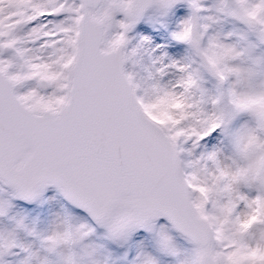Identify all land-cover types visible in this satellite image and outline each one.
I'll use <instances>...</instances> for the list:
<instances>
[{"label": "snow or ice", "instance_id": "obj_1", "mask_svg": "<svg viewBox=\"0 0 264 264\" xmlns=\"http://www.w3.org/2000/svg\"><path fill=\"white\" fill-rule=\"evenodd\" d=\"M0 264H264V0H0Z\"/></svg>", "mask_w": 264, "mask_h": 264}, {"label": "rangeland", "instance_id": "obj_2", "mask_svg": "<svg viewBox=\"0 0 264 264\" xmlns=\"http://www.w3.org/2000/svg\"><path fill=\"white\" fill-rule=\"evenodd\" d=\"M254 194V193H253Z\"/></svg>", "mask_w": 264, "mask_h": 264}]
</instances>
